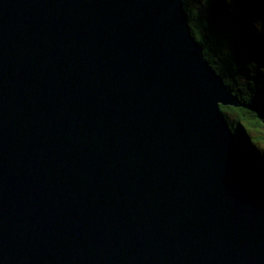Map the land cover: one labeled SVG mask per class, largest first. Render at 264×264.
I'll list each match as a JSON object with an SVG mask.
<instances>
[{"label":"water","instance_id":"95a60500","mask_svg":"<svg viewBox=\"0 0 264 264\" xmlns=\"http://www.w3.org/2000/svg\"><path fill=\"white\" fill-rule=\"evenodd\" d=\"M183 0H0V264H264V173Z\"/></svg>","mask_w":264,"mask_h":264},{"label":"trees","instance_id":"16d2710c","mask_svg":"<svg viewBox=\"0 0 264 264\" xmlns=\"http://www.w3.org/2000/svg\"><path fill=\"white\" fill-rule=\"evenodd\" d=\"M183 0L192 33L226 84L250 107L221 106L241 146L264 173V0Z\"/></svg>","mask_w":264,"mask_h":264},{"label":"rangeland","instance_id":"374dc122","mask_svg":"<svg viewBox=\"0 0 264 264\" xmlns=\"http://www.w3.org/2000/svg\"><path fill=\"white\" fill-rule=\"evenodd\" d=\"M193 5H195L194 3H196L197 5H199L201 7L202 10H204V6L206 4L205 0H191ZM205 2V4H204Z\"/></svg>","mask_w":264,"mask_h":264}]
</instances>
